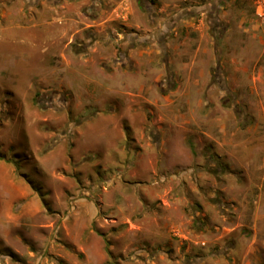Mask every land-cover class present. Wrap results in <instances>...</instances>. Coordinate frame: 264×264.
I'll return each instance as SVG.
<instances>
[{
    "label": "rangeland",
    "instance_id": "rangeland-1",
    "mask_svg": "<svg viewBox=\"0 0 264 264\" xmlns=\"http://www.w3.org/2000/svg\"><path fill=\"white\" fill-rule=\"evenodd\" d=\"M0 264H264V0H0Z\"/></svg>",
    "mask_w": 264,
    "mask_h": 264
}]
</instances>
